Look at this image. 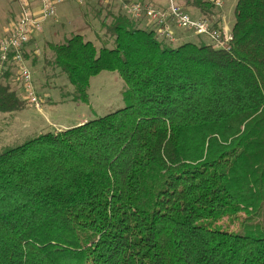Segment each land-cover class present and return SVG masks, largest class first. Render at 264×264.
<instances>
[{"label": "trees", "instance_id": "16d2710c", "mask_svg": "<svg viewBox=\"0 0 264 264\" xmlns=\"http://www.w3.org/2000/svg\"><path fill=\"white\" fill-rule=\"evenodd\" d=\"M233 14L228 49L124 9L99 48L79 29L47 42L73 100L110 71L124 106L0 151V264H264V0ZM9 71L0 112L25 102Z\"/></svg>", "mask_w": 264, "mask_h": 264}, {"label": "rangeland", "instance_id": "374dc122", "mask_svg": "<svg viewBox=\"0 0 264 264\" xmlns=\"http://www.w3.org/2000/svg\"><path fill=\"white\" fill-rule=\"evenodd\" d=\"M235 1L224 0L223 6L232 20ZM103 2L102 0H85L83 3H77L83 5L84 10L82 17L84 27H82L81 32L97 48L103 45V41L106 38L104 36V29L101 26L104 14L108 11L123 12L124 4L128 5L135 1L122 0L119 4L113 3L111 6L107 5L110 9H107ZM214 12L219 11L215 10ZM212 15L214 16V13ZM220 16L222 17L221 13ZM206 17L212 16L207 15ZM41 32L42 34L39 39H32L29 44V46H32H28L29 48L36 46L38 49V53H34L35 58L32 63L35 70H32V73L37 86L39 108L25 101L23 109L20 111L0 112V151L5 147L21 144L40 133L59 131L61 128L83 123L85 120L94 119L124 106L122 99L123 81L116 72L110 71H103L99 75L92 77L87 90V103L73 100V88L65 75L60 73L59 69H52L45 64L46 59L50 58L51 52L47 48V42H49V39L46 37L47 31L46 33L44 31ZM184 33L188 34V32ZM68 34L71 35V33ZM178 34L181 33L179 32ZM188 36L192 40L198 39L195 40L196 42L194 41L195 43L202 42L196 34H189ZM61 40L62 35H59L50 42H60ZM31 67L33 66L31 65ZM9 72L5 76V80L6 82H14L16 79L12 66H10ZM7 84L12 90L17 92V85H13V83L11 85ZM19 96L21 97L20 94ZM58 123L62 124L57 127L55 124ZM225 222L227 225L229 224L228 221ZM237 225L238 223L229 224L228 230H236Z\"/></svg>", "mask_w": 264, "mask_h": 264}, {"label": "built area", "instance_id": "2783aa9c", "mask_svg": "<svg viewBox=\"0 0 264 264\" xmlns=\"http://www.w3.org/2000/svg\"><path fill=\"white\" fill-rule=\"evenodd\" d=\"M20 3V13L12 23L9 31L0 37V75L12 66L15 79L21 90V97L30 105L39 108L37 86L33 79L32 69L25 57L28 43L41 31L45 23L53 18L57 6L66 0H39L37 11L30 9L25 0H16ZM74 3H83L85 0H68ZM105 3L122 0H102ZM214 10H221L223 0H204ZM127 14L135 19L144 16L154 31L170 42L177 41L175 29L182 32H191L209 38L215 48H229L232 40L231 31L225 27L214 28L213 22L206 16H192L183 9L180 0H166V7L156 8L150 3L140 1L124 4Z\"/></svg>", "mask_w": 264, "mask_h": 264}, {"label": "crops", "instance_id": "0c3cea01", "mask_svg": "<svg viewBox=\"0 0 264 264\" xmlns=\"http://www.w3.org/2000/svg\"><path fill=\"white\" fill-rule=\"evenodd\" d=\"M133 1H140L142 3H150L152 6L156 8H161V9L166 7V0H133ZM183 1L184 0H182V5H183ZM25 2H28V4L30 5V9L33 11H37L40 7L39 0H25ZM223 3H225L224 0H223ZM234 5H233V8H234ZM185 10L195 17L210 15L212 17H208V18L211 19L213 24L218 21L217 22L218 26L223 25L229 28V30L232 28V25L234 23V15H233V20H232L229 17V14L224 10V7H222V9L219 10V12H214L215 10L213 8L210 11H206L204 9L197 7L194 4L189 3L188 5H185ZM83 11H84L83 5H79L77 3L70 2L68 0L59 4L57 6L56 15L53 18L49 19L45 23V26L43 28V31L45 33L47 31L46 37L47 39H49V42L52 41V39H54L55 37H58L59 35H62V39H63L64 37L70 36V34L68 33L72 34L74 31L78 29L82 31V27H84V20L82 18L83 13H84ZM19 13H20V3L18 1L0 0V37L9 31L12 23L17 19ZM212 13H214V16L212 15ZM220 13L222 17L220 16ZM144 22L146 24H149L148 21L143 19L141 23L144 24ZM41 34L42 32L37 34L34 39H39ZM31 46L32 45H30L29 47ZM29 47H27L26 49L25 56L29 60L31 65L33 66L32 70H35L34 64L32 62L35 58L34 55L38 53V49L36 48V46H33L34 48H29ZM7 83H9L10 85L12 83L13 85L14 84L17 85V93L21 95V90L16 80L14 82L8 81ZM61 124L62 123H58L55 125L59 127ZM68 127L61 128V130L68 128Z\"/></svg>", "mask_w": 264, "mask_h": 264}]
</instances>
